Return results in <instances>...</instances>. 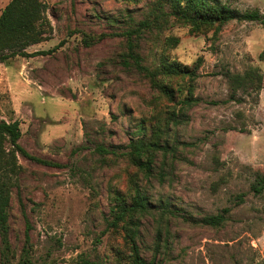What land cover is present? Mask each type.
<instances>
[{
    "label": "rangeland",
    "instance_id": "obj_1",
    "mask_svg": "<svg viewBox=\"0 0 264 264\" xmlns=\"http://www.w3.org/2000/svg\"><path fill=\"white\" fill-rule=\"evenodd\" d=\"M8 1L0 0V12ZM41 1L50 30L26 51H49L2 62L0 119L18 120L20 144L61 165L17 155L11 260L22 253L28 220L35 264H131L125 223L108 224L115 197L128 199L138 185L150 201L136 232L146 262L264 264V194L250 187L255 172L264 173V26L231 20L196 29L165 6L157 25L141 27L156 15L154 0ZM222 1L264 12V0ZM128 42L153 76L134 65ZM164 58L196 64L195 76L160 73ZM190 92L196 101L183 104ZM139 126L147 137L161 127L170 148L156 152L149 176L127 155L95 149L129 150ZM224 207L222 226L199 221Z\"/></svg>",
    "mask_w": 264,
    "mask_h": 264
},
{
    "label": "trees",
    "instance_id": "obj_2",
    "mask_svg": "<svg viewBox=\"0 0 264 264\" xmlns=\"http://www.w3.org/2000/svg\"><path fill=\"white\" fill-rule=\"evenodd\" d=\"M154 1L156 7L154 13L156 15L152 20L141 21V27L157 25L161 15L165 14V6L169 9L167 15H171L174 19L181 20L196 29L215 26V30H217L220 26L231 20L255 21L264 26V12L258 8L240 11L222 0ZM44 10L45 4L41 0H9L7 2L0 12V63L14 56L33 57L48 53L49 50L26 51L28 46L47 39V33L50 29L43 14ZM134 47L133 43L128 42V55L132 59V62L139 69L146 70L148 75L153 76L154 72L141 64V58L135 52ZM259 58L264 60V50L259 53ZM196 67V64L191 67L177 60L164 58L160 60L157 70L169 76L193 78ZM261 82L262 80L258 84L263 87ZM159 88L168 98L173 99L174 90L172 88L164 84H159ZM188 94L183 99V104L190 105L196 101V98L192 97L191 92ZM178 115L173 113L171 116L173 118H170L171 121H178ZM137 131L141 132L142 135L135 140H131L127 146L130 149L125 152H119L118 149L120 148L115 146L107 147L102 144H98L95 149L103 155H127L130 161L143 172L144 176H149L152 174V164L156 152L163 151L166 153L170 148H168V145L163 140L162 135L165 132L161 127L151 130L148 137L147 133L143 132V126H139ZM20 136L21 130L18 120L11 119L10 121H5L0 119V238L3 257L1 264H35L31 259L30 253L28 232L31 225L28 220L25 221V238L22 253L16 262L11 260V258H14L9 243V215L12 203V188L17 184L18 176L23 169L17 161V155L45 165H61L60 163L29 153L20 144ZM250 187L255 195H263L264 173L256 171ZM132 191V195L128 199L120 195L115 197L114 210H111L114 217L109 222L108 227H114L121 221L124 222L125 235L131 249V264H153V262L148 263L143 259L136 242L138 219L143 213L149 211L150 201L138 185H134ZM236 197L238 198V202L243 201V194H238ZM229 211L228 207H224L215 214L203 216L199 221L204 225L220 227L227 221ZM80 264L93 263L83 259Z\"/></svg>",
    "mask_w": 264,
    "mask_h": 264
},
{
    "label": "crops",
    "instance_id": "obj_3",
    "mask_svg": "<svg viewBox=\"0 0 264 264\" xmlns=\"http://www.w3.org/2000/svg\"><path fill=\"white\" fill-rule=\"evenodd\" d=\"M2 63H0V65H1Z\"/></svg>",
    "mask_w": 264,
    "mask_h": 264
}]
</instances>
